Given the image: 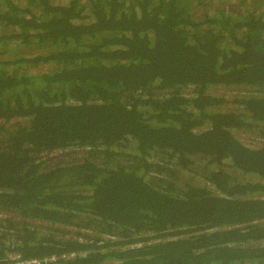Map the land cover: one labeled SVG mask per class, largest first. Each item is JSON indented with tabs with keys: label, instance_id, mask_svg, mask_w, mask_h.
Returning a JSON list of instances; mask_svg holds the SVG:
<instances>
[{
	"label": "trees",
	"instance_id": "obj_1",
	"mask_svg": "<svg viewBox=\"0 0 264 264\" xmlns=\"http://www.w3.org/2000/svg\"><path fill=\"white\" fill-rule=\"evenodd\" d=\"M227 1L0 0V264H264V0Z\"/></svg>",
	"mask_w": 264,
	"mask_h": 264
},
{
	"label": "built area",
	"instance_id": "obj_2",
	"mask_svg": "<svg viewBox=\"0 0 264 264\" xmlns=\"http://www.w3.org/2000/svg\"><path fill=\"white\" fill-rule=\"evenodd\" d=\"M106 237H110V236H106ZM74 254L70 253V254H63V255H52L49 257H44L41 259H21V256L15 253L9 254V256L6 258L5 262L2 264H43V263H55L58 260L61 259H67V258H73Z\"/></svg>",
	"mask_w": 264,
	"mask_h": 264
},
{
	"label": "rangeland",
	"instance_id": "obj_3",
	"mask_svg": "<svg viewBox=\"0 0 264 264\" xmlns=\"http://www.w3.org/2000/svg\"><path fill=\"white\" fill-rule=\"evenodd\" d=\"M237 2L235 0H229L227 2ZM22 50H26L25 48H22ZM26 52V51H25ZM23 53V52H22ZM242 141L245 143V144H249L250 146H258L259 145V142L257 140H253L254 137H251L249 135H242L240 136Z\"/></svg>",
	"mask_w": 264,
	"mask_h": 264
},
{
	"label": "bare ground",
	"instance_id": "obj_4",
	"mask_svg": "<svg viewBox=\"0 0 264 264\" xmlns=\"http://www.w3.org/2000/svg\"><path fill=\"white\" fill-rule=\"evenodd\" d=\"M69 259V258H68Z\"/></svg>",
	"mask_w": 264,
	"mask_h": 264
}]
</instances>
